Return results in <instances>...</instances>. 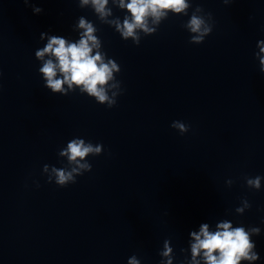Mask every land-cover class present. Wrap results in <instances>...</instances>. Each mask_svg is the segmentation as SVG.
<instances>
[{
	"label": "clouds",
	"instance_id": "1",
	"mask_svg": "<svg viewBox=\"0 0 264 264\" xmlns=\"http://www.w3.org/2000/svg\"><path fill=\"white\" fill-rule=\"evenodd\" d=\"M29 2L30 0H24L25 5ZM223 2L229 4L232 0H223ZM88 4H91L94 12L102 21L114 25L124 40L131 37L136 45H139L141 40L137 29H141L146 36L152 35L157 31L161 17H167L169 10L186 16L188 15L187 9L191 7L186 0H129L127 4L124 0H119V6L126 8L131 14V19L126 16L121 23L119 20H106V17L111 15V10L106 8L108 0H80V7ZM32 10L33 13L43 11L36 6H33ZM195 12L204 13V10L198 5L195 7ZM195 12L183 27L191 34L190 43L201 44L213 30L212 14L196 15ZM149 17L153 18L151 22L156 27H149ZM78 27L83 29L78 42H69L61 36H50L46 46L36 50L35 58L43 61L39 72L46 82L45 87L52 93L66 95L67 90L63 85L67 84L68 89L76 85L82 93L86 92L89 97H94L97 103L111 108L116 105V98L122 93L121 82L114 76V73L121 71L120 66L114 59H107L105 62L106 53L99 51L101 42L94 35L97 29L91 22L81 16ZM43 36L42 33L41 39ZM256 47L259 51L255 53V56L259 60L261 73H264V40H259ZM94 49L97 50L95 54H93ZM45 56L49 58L45 60ZM171 127L178 130L181 135L187 133L190 128L189 125L178 120L173 121ZM102 151L103 145L101 144L93 145L82 138L71 139L67 147L59 151L60 156L67 157L69 166L57 168L45 164L43 173H48L47 182L54 181L59 187L76 183L77 176L92 170V165L85 158L89 154L99 156ZM245 179L249 188L259 190L264 177H245ZM226 183L231 186L233 181L227 180ZM241 204L242 207L235 209L240 214L251 207L246 198L242 199ZM217 228L215 232H210L208 225L203 224L199 233H191L194 240L191 244L192 264H199L196 258L201 254L205 264H240L242 260L259 259V254L254 251L256 245L250 238L252 235L260 234L259 227L246 230L243 226L233 228L230 222H222L217 225ZM171 252L169 241L166 240L164 251L160 255L168 259L166 262L161 261V264H172ZM127 264H141V262L136 255H133L128 259Z\"/></svg>",
	"mask_w": 264,
	"mask_h": 264
}]
</instances>
